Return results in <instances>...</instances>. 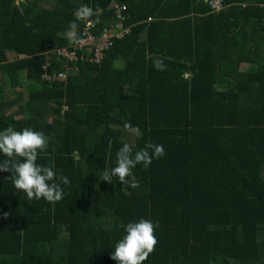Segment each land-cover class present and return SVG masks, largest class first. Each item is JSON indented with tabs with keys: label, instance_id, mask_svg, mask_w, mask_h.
I'll list each match as a JSON object with an SVG mask.
<instances>
[{
	"label": "trees",
	"instance_id": "trees-1",
	"mask_svg": "<svg viewBox=\"0 0 264 264\" xmlns=\"http://www.w3.org/2000/svg\"><path fill=\"white\" fill-rule=\"evenodd\" d=\"M44 2L0 0V130L42 131L37 163L70 183L50 204L0 173V264H116L115 242L141 218L158 223L142 264H264V0H224L218 12L202 0ZM81 5L87 20L74 16ZM72 21L79 37L87 21L98 36L119 22L131 31L100 64L68 62L57 50L73 44ZM49 64L66 81L44 79ZM147 142L165 154L132 170L139 187L101 180L123 144Z\"/></svg>",
	"mask_w": 264,
	"mask_h": 264
},
{
	"label": "clouds",
	"instance_id": "clouds-1",
	"mask_svg": "<svg viewBox=\"0 0 264 264\" xmlns=\"http://www.w3.org/2000/svg\"><path fill=\"white\" fill-rule=\"evenodd\" d=\"M211 11L218 12L212 9ZM93 14V9L87 5H81L74 12L76 20H87ZM78 27L75 21L69 23L65 38L70 43L80 42ZM147 58L152 59L153 66L157 70H166L165 58H153L151 55ZM124 130L136 138L143 135L139 126L134 127L130 123L124 124ZM47 144L48 138L42 131L29 127L20 131L14 130L11 126L0 130V154L7 157L0 161V173H10L7 177L15 189L26 194L28 200L44 199L54 204L64 198L61 184L68 185L70 181L61 175L57 183L54 168L37 163L40 152L46 149ZM164 154V147L153 142L145 143L143 148L134 153L131 145L125 143L116 152L115 166L110 169L105 168L101 173V180L112 184L113 177H116L121 185L137 188L139 183L133 177L132 170L141 163L150 165L153 158L159 159ZM157 227L158 223L143 218L127 223L124 226L125 234L115 242L110 258L115 260L116 264H142L155 251L158 243L155 235Z\"/></svg>",
	"mask_w": 264,
	"mask_h": 264
},
{
	"label": "built area",
	"instance_id": "built-area-1",
	"mask_svg": "<svg viewBox=\"0 0 264 264\" xmlns=\"http://www.w3.org/2000/svg\"><path fill=\"white\" fill-rule=\"evenodd\" d=\"M214 11L224 8V0H202ZM118 5V4H117ZM264 6V5H263ZM121 18V17H120ZM116 31V32H115ZM131 27H125L122 22L105 30L100 36L92 32V24L87 21L80 36L79 43H73L70 47L57 50L58 57H64L68 62L88 61L93 64H100L105 53L110 49L114 37H124L129 34ZM91 51L92 55L86 53ZM48 66L44 67L43 78L48 81H66L67 75L64 71L49 73Z\"/></svg>",
	"mask_w": 264,
	"mask_h": 264
},
{
	"label": "crops",
	"instance_id": "crops-1",
	"mask_svg": "<svg viewBox=\"0 0 264 264\" xmlns=\"http://www.w3.org/2000/svg\"><path fill=\"white\" fill-rule=\"evenodd\" d=\"M247 31H250V30H247ZM203 33H201L200 31H196V43H200L197 39V36H202ZM226 46H229V45H226ZM120 66H121V63H120ZM227 65L226 64H221V63H218L216 65V71L217 73L219 74H225L227 72ZM257 67L256 63H250V62H242L239 66V69L242 71H252L254 70L255 68ZM224 77H227V75H224ZM228 78V81H232V76L230 77H227ZM226 78V80H227ZM213 89L214 91H216L217 93H220V92H223L225 91L226 89V85L225 83H218V82H215L214 85H213Z\"/></svg>",
	"mask_w": 264,
	"mask_h": 264
},
{
	"label": "rangeland",
	"instance_id": "rangeland-1",
	"mask_svg": "<svg viewBox=\"0 0 264 264\" xmlns=\"http://www.w3.org/2000/svg\"><path fill=\"white\" fill-rule=\"evenodd\" d=\"M51 1H52V0H49V2H51ZM45 2H46V0H45ZM45 2H44L43 4H44V5H47V3H45ZM14 58H15V57L12 55L10 59H14Z\"/></svg>",
	"mask_w": 264,
	"mask_h": 264
},
{
	"label": "water",
	"instance_id": "water-1",
	"mask_svg": "<svg viewBox=\"0 0 264 264\" xmlns=\"http://www.w3.org/2000/svg\"><path fill=\"white\" fill-rule=\"evenodd\" d=\"M116 32V31H115ZM78 159H79V157H78Z\"/></svg>",
	"mask_w": 264,
	"mask_h": 264
}]
</instances>
